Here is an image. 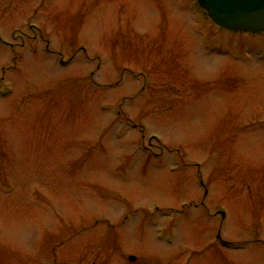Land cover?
<instances>
[{
    "label": "rangeland",
    "instance_id": "374dc122",
    "mask_svg": "<svg viewBox=\"0 0 264 264\" xmlns=\"http://www.w3.org/2000/svg\"><path fill=\"white\" fill-rule=\"evenodd\" d=\"M0 264H264V32L0 0Z\"/></svg>",
    "mask_w": 264,
    "mask_h": 264
},
{
    "label": "water",
    "instance_id": "95a60500",
    "mask_svg": "<svg viewBox=\"0 0 264 264\" xmlns=\"http://www.w3.org/2000/svg\"><path fill=\"white\" fill-rule=\"evenodd\" d=\"M196 3L221 29L232 33L264 32V0H196ZM221 215L224 216L223 212ZM134 259L129 257L130 261Z\"/></svg>",
    "mask_w": 264,
    "mask_h": 264
},
{
    "label": "flooded vegetation",
    "instance_id": "af4514ba",
    "mask_svg": "<svg viewBox=\"0 0 264 264\" xmlns=\"http://www.w3.org/2000/svg\"><path fill=\"white\" fill-rule=\"evenodd\" d=\"M205 193H206V191H205ZM205 193H204V195H206ZM200 203H201V205H204V202H200ZM197 205H198V204L195 203V206H197ZM218 241L220 242V239H219Z\"/></svg>",
    "mask_w": 264,
    "mask_h": 264
}]
</instances>
